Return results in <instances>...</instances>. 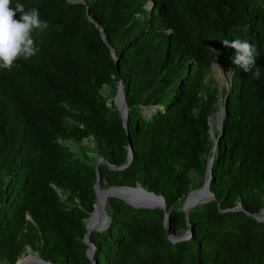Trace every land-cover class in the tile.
Instances as JSON below:
<instances>
[{
	"label": "trees",
	"instance_id": "trees-1",
	"mask_svg": "<svg viewBox=\"0 0 264 264\" xmlns=\"http://www.w3.org/2000/svg\"><path fill=\"white\" fill-rule=\"evenodd\" d=\"M74 1L12 0L49 27L33 32L38 54L0 69V264L26 247L53 264H264V221L253 217L264 207V0ZM236 38L255 46L259 80L232 65L222 41ZM213 63L232 76L211 148L217 92L204 80ZM120 81L125 127L108 106L115 91L102 93ZM89 136L95 149L79 155L63 144ZM129 146V165L111 169L128 163ZM213 149L215 199L187 220L181 203L208 178ZM91 151L104 160L103 187L140 185L165 202L135 209L108 198L92 260L82 242L95 205Z\"/></svg>",
	"mask_w": 264,
	"mask_h": 264
},
{
	"label": "water",
	"instance_id": "water-1",
	"mask_svg": "<svg viewBox=\"0 0 264 264\" xmlns=\"http://www.w3.org/2000/svg\"><path fill=\"white\" fill-rule=\"evenodd\" d=\"M74 2L83 3V1H81V0L74 1ZM150 5H152V3H150ZM88 21L94 24V26L100 32L102 40L105 41V36L102 32V29L99 27V25L94 23L90 18L88 19ZM112 55L114 57L113 51H112ZM229 88H230V84H229ZM229 88H228V90H229ZM227 99H228V95L224 98L223 108L221 111L222 116H221V120H220V125L217 128L218 132H220L222 129V121H223V118L226 114ZM115 105H116L115 107H116L117 111L120 114L121 119L123 120V126L125 127L128 109H127L126 102H125V94L123 91L122 81L119 82V85L117 87V92H116V97H115ZM208 124H209L208 133L211 134V133H213L211 130V118H209ZM213 151H214V149H213ZM131 155H132V149H131V146H129L128 163L121 168H115L114 166H110L111 169L119 170V169L126 168L132 159ZM212 160L213 159H211V161L208 163V178L205 180L203 186L197 190L190 192L187 195L185 202L182 206V210L186 214L187 220H188V213L191 209H193L197 206H200L202 204L208 203V202L215 199L214 195L211 193V191L209 189L210 179H211V163H212ZM101 163H104V160L101 157H98L96 160V165H95V173H96V183L94 185L95 205H94L93 212L90 214L89 218L87 219L86 233H85L83 240H82V242L87 246V254L91 260H92L93 255H94V246L89 241L90 235L93 231H102V230L106 229L108 226L109 218H108L106 211H105V205H106L108 198H118V199L124 201L126 204L130 205L131 207L135 208V209H155V208L164 209L165 208V202H164V199L162 196L156 195L153 192H149L146 189L142 188L140 185H137L136 187H111L107 190L100 191L99 186H98L99 182H100V175H99L98 167ZM111 191H123L127 197L114 194ZM99 192L104 193V196L101 200H99V198H98ZM240 209L241 208L238 206V207L234 208L233 210H240ZM253 217H255L256 219H258L260 221H264V207L257 214H254ZM164 227L166 230L169 229V214L165 215ZM191 235H192V232H191V230H189V231H186L184 234H181L178 237L169 236V239L171 241H178V240H183L187 237H190ZM38 259L39 260H37V261L40 263H37V264H53V263L44 261L40 258H38ZM26 262H27V258H24V259H19L15 264H29ZM92 264H95V263L92 262Z\"/></svg>",
	"mask_w": 264,
	"mask_h": 264
},
{
	"label": "clouds",
	"instance_id": "clouds-1",
	"mask_svg": "<svg viewBox=\"0 0 264 264\" xmlns=\"http://www.w3.org/2000/svg\"><path fill=\"white\" fill-rule=\"evenodd\" d=\"M17 14L19 19L15 18ZM48 27V23L40 19L38 9L26 10L21 3H16L13 7L12 0H0V69L10 71L18 59H28L38 54L40 48L33 39V32L34 30L42 32ZM222 45L235 50L232 65L244 73L251 72L253 79H260L261 72L260 67L256 65L254 45L240 38L231 41L224 39ZM216 66L220 67L218 64Z\"/></svg>",
	"mask_w": 264,
	"mask_h": 264
},
{
	"label": "rangeland",
	"instance_id": "rangeland-1",
	"mask_svg": "<svg viewBox=\"0 0 264 264\" xmlns=\"http://www.w3.org/2000/svg\"><path fill=\"white\" fill-rule=\"evenodd\" d=\"M222 69V70H221ZM231 76L232 73L229 72L228 69H224L222 67H217L216 63H213L210 67V69L207 71L206 77H205V84L206 85H210L212 88L215 89V91L217 92L216 96H217V101L214 105V111L213 114L210 116L211 118V130L213 133L209 134V141L211 142V148H212V144L214 142V140L216 139V136L218 134L217 128L220 125V120H221V116H222V108H223V103H224V98H225V92L228 90L229 88V84L231 81ZM118 87V86H117ZM115 91V95L112 98H109L108 100V106L110 107L111 103H113V106L115 105V97H116V92H117V88L115 90H113L112 88L108 87V86H104V88L102 89V93L105 96H110V94L112 92ZM79 128H83L81 125H78ZM64 145H66L74 154L79 155V151L78 148L80 146H87L91 149H95V141L93 139L92 136H89L87 138H84L83 140H81L79 143L74 142L73 140H67L65 142H63ZM213 153L214 151L212 150V153L209 157V162L211 161L212 157H213ZM90 156L95 157V159L97 160L98 158V154L97 151H91L89 152ZM105 184V181H101L100 178V182H99V190L100 191H104L109 189L110 187H103V185ZM103 192H99L98 195H101ZM186 199V198H185ZM185 199L182 201V206L185 202ZM165 209V208H164ZM184 234V233H182ZM27 258V260L29 259H35L37 258V254L36 252L31 251V249L29 247L25 248L24 253L22 254V256L20 257V259H24Z\"/></svg>",
	"mask_w": 264,
	"mask_h": 264
},
{
	"label": "bare ground",
	"instance_id": "bare-ground-1",
	"mask_svg": "<svg viewBox=\"0 0 264 264\" xmlns=\"http://www.w3.org/2000/svg\"><path fill=\"white\" fill-rule=\"evenodd\" d=\"M111 192H113L114 194H117V195H122L124 197H127L123 191H111ZM103 196H104V193H102L101 195H98L99 200H101L103 198ZM37 260H39V259L38 258L29 259V260H27L26 263H29V264H37V263H40Z\"/></svg>",
	"mask_w": 264,
	"mask_h": 264
}]
</instances>
